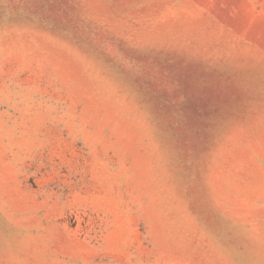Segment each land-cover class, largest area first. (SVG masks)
Instances as JSON below:
<instances>
[{
	"label": "rangeland",
	"instance_id": "1",
	"mask_svg": "<svg viewBox=\"0 0 264 264\" xmlns=\"http://www.w3.org/2000/svg\"><path fill=\"white\" fill-rule=\"evenodd\" d=\"M0 264H264V0H0Z\"/></svg>",
	"mask_w": 264,
	"mask_h": 264
},
{
	"label": "bare ground",
	"instance_id": "2",
	"mask_svg": "<svg viewBox=\"0 0 264 264\" xmlns=\"http://www.w3.org/2000/svg\"><path fill=\"white\" fill-rule=\"evenodd\" d=\"M196 71V70H195ZM199 81V80H198Z\"/></svg>",
	"mask_w": 264,
	"mask_h": 264
}]
</instances>
